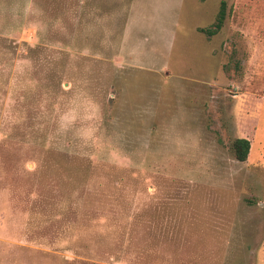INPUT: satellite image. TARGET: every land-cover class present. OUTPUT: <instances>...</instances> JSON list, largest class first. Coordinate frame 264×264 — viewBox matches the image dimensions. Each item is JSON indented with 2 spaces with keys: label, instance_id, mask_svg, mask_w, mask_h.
<instances>
[{
  "label": "rangeland",
  "instance_id": "obj_1",
  "mask_svg": "<svg viewBox=\"0 0 264 264\" xmlns=\"http://www.w3.org/2000/svg\"><path fill=\"white\" fill-rule=\"evenodd\" d=\"M107 6L0 0V264H264V0Z\"/></svg>",
  "mask_w": 264,
  "mask_h": 264
},
{
  "label": "trees",
  "instance_id": "obj_2",
  "mask_svg": "<svg viewBox=\"0 0 264 264\" xmlns=\"http://www.w3.org/2000/svg\"><path fill=\"white\" fill-rule=\"evenodd\" d=\"M225 3H222L221 10L218 14L216 22L210 28H202L199 31L206 34L208 37L217 35L223 28L225 22ZM232 152L234 157L240 161L245 162L251 150V143L248 139L238 138L232 143Z\"/></svg>",
  "mask_w": 264,
  "mask_h": 264
},
{
  "label": "crops",
  "instance_id": "obj_3",
  "mask_svg": "<svg viewBox=\"0 0 264 264\" xmlns=\"http://www.w3.org/2000/svg\"><path fill=\"white\" fill-rule=\"evenodd\" d=\"M101 2L104 3V4L110 5V6H107V7H103V8L108 9V10H111L113 8L112 6L116 7L118 4H120L116 8L114 7L113 10L114 11H124L125 12L124 15H125V17L127 19V21H126V23L124 25V29L125 30L122 32V35L119 34L121 37L124 36L126 34V28H127L126 25L128 24L129 17H130L129 13L133 12V9L135 8L134 7L135 0H101ZM137 30L141 31L139 28ZM139 38L137 37V41H141L143 43V48H142L141 51L143 53H145V47H144V44H145V28H142L141 35L139 36ZM125 41H126V39H125ZM143 57H145V55H143Z\"/></svg>",
  "mask_w": 264,
  "mask_h": 264
}]
</instances>
